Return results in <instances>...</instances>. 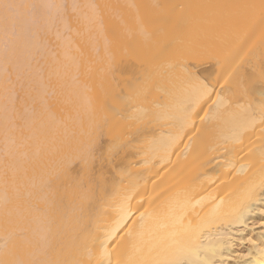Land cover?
Segmentation results:
<instances>
[{
    "label": "bare ground",
    "instance_id": "obj_1",
    "mask_svg": "<svg viewBox=\"0 0 264 264\" xmlns=\"http://www.w3.org/2000/svg\"><path fill=\"white\" fill-rule=\"evenodd\" d=\"M2 4L0 259L264 264V0Z\"/></svg>",
    "mask_w": 264,
    "mask_h": 264
},
{
    "label": "snow or ice",
    "instance_id": "obj_2",
    "mask_svg": "<svg viewBox=\"0 0 264 264\" xmlns=\"http://www.w3.org/2000/svg\"><path fill=\"white\" fill-rule=\"evenodd\" d=\"M5 11L14 7L10 4H2ZM262 108H264V102H262ZM103 136V132H99L96 138L87 146V148L79 155L72 157L66 163L64 169L58 172L56 175L52 176L48 180V185L50 188L55 190L57 185H64L65 187L68 185L76 186L82 185L84 177L87 178L89 183H96L97 186L100 184V177L95 175V164L98 159V152L100 149V139ZM80 165L81 169L84 173V177L73 176V165ZM0 264H17L16 261L10 259H0ZM168 264H190V262L186 259H183L180 256H177L176 259L171 260ZM206 264H211V262H206Z\"/></svg>",
    "mask_w": 264,
    "mask_h": 264
},
{
    "label": "rangeland",
    "instance_id": "obj_3",
    "mask_svg": "<svg viewBox=\"0 0 264 264\" xmlns=\"http://www.w3.org/2000/svg\"><path fill=\"white\" fill-rule=\"evenodd\" d=\"M256 228H258V225L256 226ZM238 249L239 250H243L244 248L243 247H239Z\"/></svg>",
    "mask_w": 264,
    "mask_h": 264
}]
</instances>
